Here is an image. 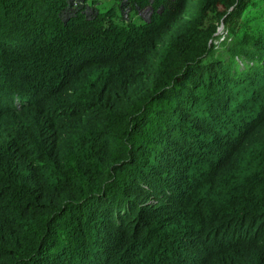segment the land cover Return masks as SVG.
<instances>
[{
    "label": "trees",
    "instance_id": "16d2710c",
    "mask_svg": "<svg viewBox=\"0 0 264 264\" xmlns=\"http://www.w3.org/2000/svg\"><path fill=\"white\" fill-rule=\"evenodd\" d=\"M0 264H264V0H0Z\"/></svg>",
    "mask_w": 264,
    "mask_h": 264
},
{
    "label": "rangeland",
    "instance_id": "374dc122",
    "mask_svg": "<svg viewBox=\"0 0 264 264\" xmlns=\"http://www.w3.org/2000/svg\"><path fill=\"white\" fill-rule=\"evenodd\" d=\"M138 13H140V16L146 17L148 15V10H140ZM218 27L219 28H218V31L216 32V38L214 39V43L217 46H219L220 42L224 39L223 30H225L222 24L219 25ZM225 39L227 40L228 38L226 37ZM221 46L222 45H220V47L217 48L216 50H220V51L223 52L224 49L221 48ZM223 54H225V53H223ZM238 60H240L241 62H243L240 58H238Z\"/></svg>",
    "mask_w": 264,
    "mask_h": 264
},
{
    "label": "clouds",
    "instance_id": "9594fccd",
    "mask_svg": "<svg viewBox=\"0 0 264 264\" xmlns=\"http://www.w3.org/2000/svg\"><path fill=\"white\" fill-rule=\"evenodd\" d=\"M223 25V24H222ZM219 28V27H218ZM217 31H218V29H217ZM223 35L225 36L226 35V31L225 30H223Z\"/></svg>",
    "mask_w": 264,
    "mask_h": 264
}]
</instances>
